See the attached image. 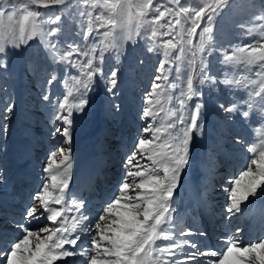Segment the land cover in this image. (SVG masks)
<instances>
[{
	"label": "snow or ice",
	"instance_id": "snow-or-ice-1",
	"mask_svg": "<svg viewBox=\"0 0 264 264\" xmlns=\"http://www.w3.org/2000/svg\"><path fill=\"white\" fill-rule=\"evenodd\" d=\"M233 7L232 0H0V92L7 94L0 135L19 107L8 94L12 77L45 115L51 136L63 138L48 154L38 191L12 222L21 236L0 248V264H264V238L242 246L240 228L220 237L221 247L204 246L199 238L207 232L182 225L176 199L211 101L232 144L248 154L245 169L223 189L225 217L264 220V5L252 16L258 25L237 26L260 38L229 49L213 30ZM138 42L160 57L143 97L144 126L117 194L93 217L91 198L73 184V135L100 87L119 112V58L125 44ZM107 53L117 62L105 72ZM12 57L23 58L18 68ZM5 180L0 172V184Z\"/></svg>",
	"mask_w": 264,
	"mask_h": 264
},
{
	"label": "rangeland",
	"instance_id": "rangeland-1",
	"mask_svg": "<svg viewBox=\"0 0 264 264\" xmlns=\"http://www.w3.org/2000/svg\"><path fill=\"white\" fill-rule=\"evenodd\" d=\"M183 2L184 0H182V3ZM189 2L195 5L199 2V0H189ZM232 3L234 7L232 8L231 11L225 10V13H222L220 17L216 18V23L214 25V30H213V39L219 40L221 44L225 45L229 49L237 45L243 46V45L249 44L253 40L260 38L259 31L253 30V34L251 36L243 35L242 30L239 29L237 26L239 24H246L249 28H252L253 25H258L259 21L252 20V16L257 14V9L260 8L262 5H264V0H232ZM249 5H255L256 7L255 8L249 7ZM41 11H44V10L41 9ZM52 14H57V13L53 12ZM90 40H91V37L89 38V41ZM123 51H124V55L119 58L120 66L122 68V76L120 77L121 82L118 84V87L120 88V93L116 99V103L120 105L119 112L116 113L111 108L110 103L108 102L107 96L103 91V87H100L98 92L92 94V102H91L90 110L88 111L87 116L81 120L79 129L76 132H74L73 144H72L73 154H74L72 176L73 178H76L75 174H77L78 179L75 182L81 183V185L83 184L82 186L80 185L81 188L80 186L79 188H77V191H80L81 193L84 190L92 191L94 187L93 183L86 182V184H84L85 179L90 178L91 176L89 175L83 178L82 176L78 175V167L80 165V169H81V164L85 161L84 160L85 152H88L87 150L92 149L91 146H96L97 137L101 135L102 130L105 129L106 126L108 127V125H110L111 127V128L108 127V130L111 132V133L109 132L110 135L113 133V131H116L119 134H122V131H124L125 133L124 139H121L117 135L115 138H113L114 140L109 139L110 142L113 141L112 143H110L111 145H108L104 149L99 150L100 151L99 160H102L104 155H106L105 154L106 152H111L112 154L111 157H116L117 160H115V162L116 163L118 162L117 164L118 168H115V166L111 168L108 166V162L111 160V158H106V160H104V163H103L105 168L103 169L109 172L110 175L108 179L106 180H102L101 177L98 176L95 181L97 186L100 187L99 191H103L105 193L111 194V199L117 194V190L124 178L125 158L127 155H129L133 151L134 146L137 141V137L141 135L140 129L144 126V124L139 119V116H140V112L143 106V97H144L145 92L148 91L150 88V85L152 83V77L156 74V68L158 66V61L160 59L159 56L153 53L147 52L146 46L141 42H138L135 46L131 45L130 43L125 44ZM11 59L16 62L17 68L23 62V58H20V57H12ZM140 60H143L144 63L140 64L139 63ZM116 62H117V57L112 55L111 53H107L105 56V63H104L105 72H108L110 68ZM70 71L74 72L75 70H70ZM253 71H255V69H253ZM251 78L255 79L254 76ZM0 83H3V81H0ZM8 85H9L8 94H15L18 100V103H19V107L15 113L16 117H18L21 112L22 117H23L21 122L23 121V123L20 126H18L16 124V121H13V118H12V120L10 121L9 130L7 134L0 135V145H1L0 154H2V156H0V172H2L6 177L5 182L3 184H0V193L2 194L4 192V194L5 193L7 194L8 189L12 187L13 181L15 179L16 181L14 185L18 187V184L20 183L21 185L20 188H22V190L26 192L21 193V195H17V196L14 195L13 197H10V198H14V197L19 198V196L21 197L22 195H25V197L27 198L30 195H33L36 191H38L39 189L38 186H40V184L42 183V175H43L42 168L46 162L48 154L51 150H54L55 148H57L63 143V138L60 137L59 135H57L55 138L51 136L50 133L52 129L48 126L45 115L41 113V110H39L36 107L35 103L32 101V99L29 96L23 94L24 90H23L22 84L18 80L14 82V79L12 77H8ZM57 91H62L61 87L58 86ZM216 98H217L216 95L213 94L212 101H215ZM220 98L224 99L225 97L221 96ZM6 99H7V94L0 92V113H2V110L4 107V101ZM204 99L205 101H208L209 98L207 94L204 97ZM193 103H195V101H193ZM210 104H211V108H210ZM205 109L209 110L208 115L205 117V124H212L210 125V128L208 127V125L207 127H205V131L208 133L207 135V133L205 132L206 135L209 136V138L216 139V137L212 135L210 131V129L212 128L211 129L212 132L215 131L219 135L225 136L224 138L227 139V143L225 139H223V141L220 143L228 144L230 148H233L234 150L238 149L236 150L237 153H239L238 151H240L244 154V156L240 154L236 155L237 158H234V160L240 159V158L241 160L242 159L245 160L248 154L232 144L231 136L233 135V133L228 132L223 128L221 122L219 121L218 116L216 115L214 104H212L211 101L206 103ZM163 115L164 114L161 113V117H163ZM107 119L108 121L106 122ZM102 123H104L105 126L102 125ZM46 126H48L49 128H46ZM100 127H103V128L101 129ZM32 129H34L35 131L33 132ZM104 134L105 133H103L102 135L104 136ZM14 140H16L15 143H13ZM194 144H195V148H194L195 158L199 157L201 153H204V152L209 153V155L206 154L205 159L198 158L197 160H195V164L197 163L198 167H200V170H201L202 166L204 168V164L206 163V166L208 168L206 167L207 169L206 172L205 171L202 172L201 170V174L202 175L205 174L206 178L208 177V175H211L208 178L209 180H206V181L210 185L209 188L212 189L214 186L213 177H215L213 172L214 170H216V165L221 163L223 166L219 169L220 172H217V171L215 172L217 176H221L222 174H225L226 169L230 171L232 170V168L228 166L227 162H230V163H234V162H231L230 159L228 160L227 158H225L223 156L224 153L220 154V151H218L219 153H217V152H214L213 149H210V150L202 149V146L199 140L194 141ZM122 146H125L124 148L125 156L123 159H121L122 154H123L121 153L123 152V150L121 149ZM78 147L80 150L78 149ZM227 150L232 151L231 149H226L225 151L228 152ZM213 153L215 154V156ZM96 154L97 152L94 153L95 159H96ZM80 156H81V160L78 164V161H79L78 159ZM94 157L92 156V153L88 154V162L89 164H92L93 166L95 164ZM14 159L15 160L17 159L18 163H21L24 160H27L28 164H31L32 166V169H30L31 174L25 175L26 170L24 169L28 166L26 162L22 163L21 165L16 166L15 164H13ZM203 160H204V163H203ZM243 160L241 161V163H239L236 160V163L239 166L238 167L239 173H241L245 169L246 165L248 164V160L245 161L247 162L246 165ZM86 161H87V157H86ZM209 162H210V165H209ZM236 163H234V168H235ZM238 163L243 164L241 168ZM12 165L15 168H12ZM23 165H25L24 166L25 168L22 169L23 170L21 171L22 174H20L18 170H20L19 168H21ZM193 167L196 169L197 165L195 166L193 165ZM193 167L192 169L188 170V173L191 174L192 178H194V175L199 174V171L197 169L194 170ZM99 168H100V165L97 166V169ZM14 169L17 170L18 176H16L17 174ZM93 170H95V168ZM33 172L35 176L32 174ZM14 176H16L17 179ZM188 176H189L188 174L186 176L182 175L181 179L183 180V183H187V180L185 181V177L186 179H188ZM34 177H36L37 180H35ZM190 178L188 179V182L191 183L192 178L191 179ZM227 181L228 179L226 177L222 178V183L226 184ZM37 183H38V186H37ZM28 186H31V188H34V187H38V188L33 189L34 192L31 194ZM224 187H228V186L223 185L221 187H218V189L217 187H215L211 193L212 194L215 193V197H220L221 195L219 194L216 195V192L218 190H222ZM182 188H183V184H182ZM186 188H187V185L185 186V188H183L182 191H185ZM20 191L21 190L19 189V191L17 192L20 193ZM8 193H9L8 196H12V194H16V193H13L12 191H9ZM1 194H0L1 196L0 205L1 207H3L2 206L3 202L1 201V198H4L5 200H8V201H12V200L7 199ZM184 194H186V191L184 192ZM178 196H177L178 199L176 197L178 201L185 198V196H183L182 193H180ZM187 196L188 194L186 195V197ZM89 197L91 198V200L94 199L93 196H89ZM218 200H223V199L219 198L214 201H218ZM30 201L31 199L28 198L26 201V204L29 203ZM182 202L183 201L177 202V207L180 208L181 205H185V203H182ZM14 204L20 205V206L22 205L21 203H18V202ZM224 205L225 204H221V201H220L219 207L217 206V208H213L211 206V210L214 212L215 210L220 209V211L223 212V217L220 220H224V222L226 223V227H227L229 226V221L232 219V216L230 218L225 217V213L223 211ZM1 209L0 211H4V212L7 211V210H4V208H1ZM211 210H210V214L212 216ZM92 214L95 215L94 209H93ZM41 221H43V223H40ZM41 221L39 222V224H33L32 227L35 228L38 226H42L46 222L43 219ZM236 221H233L232 219L231 222H236ZM248 224H250V227H251L252 220L250 222H247V225ZM182 225L193 227L194 221L190 219L188 222L182 223ZM9 226L10 228H14L13 224H10ZM218 229H219V233L216 237L217 244H220V237L224 235H232V234H229L230 232L229 228L228 230H225V228H221V227H219ZM249 231L250 230L248 228L247 233ZM1 232H3V230ZM20 236H21V233H20ZM13 240L14 239H12L11 242H13Z\"/></svg>",
	"mask_w": 264,
	"mask_h": 264
},
{
	"label": "bare ground",
	"instance_id": "bare-ground-1",
	"mask_svg": "<svg viewBox=\"0 0 264 264\" xmlns=\"http://www.w3.org/2000/svg\"><path fill=\"white\" fill-rule=\"evenodd\" d=\"M206 132V131H205ZM207 133V132H206ZM206 133H205V136L202 138V139H204V140H207V141H209V140H211V143L214 141V140H216V139H214V138H209V136H207L208 135V133H207V135H206ZM89 140V139H88ZM87 140V141H88ZM20 142V141H19ZM225 142V141H224ZM227 143V142H226ZM93 145H95V144H93ZM79 146V145H78ZM91 146V145H90ZM91 148L92 149H89V150H87L88 152H85V155H84V162L81 164V169H80V165H79V167H78V175L79 176H82L83 178L84 177H87V176H91L89 179H90V181L89 182H91V183H93L94 184V187H93V190L92 191H89V190H84L82 193H88V194H94L96 191H97V187L95 186L96 185V183H95V181L93 180L92 181V174H93V172L95 171V170H93L94 168H95V164H94V166L92 165V164H89V162H88V154H90V153H92V156L94 157V153L95 152H97V149H95V146H91ZM78 149H79V147H78ZM203 149H205V148H203ZM212 149V148H211ZM80 150V149H79ZM207 150V149H206ZM210 150V149H209ZM81 153V152H80ZM221 153H223L222 151H220V154ZM223 155V154H222ZM225 158H227L228 160L230 159L229 157H227L225 154L223 155ZM233 156V159H230V161L231 162H234L235 161V163H236V160L239 162V163H241V161L239 160V159H236V160H234V158H237L236 157V155H234V154H231V157ZM86 157H87V161H86ZM98 156H97V154H96V159H95V157H94V159H95V162L97 161V158ZM242 157V156H241ZM234 160V161H233ZM199 162V161H198ZM228 163V166L229 167H231L232 169L234 168V163H230V162H227ZM238 163V164H239ZM197 164V163H196ZM240 165V168L242 167V165L243 164H239ZM25 165H23L21 168H19L21 171H23L22 169H24L25 167H24ZM200 166V165H199ZM238 165H237V163L235 164V168L237 169V171L236 172H238L239 173V170H238ZM194 168V167H193ZM208 168V167H207ZM239 168V169H240ZM80 169V170H79ZM89 170V171H88ZM195 170V169H194ZM210 170V169H209ZM198 171H200L201 172V170H200V167H198ZM75 174V173H74ZM187 174L189 175L188 176V179L191 177V174L190 173H188L187 172ZM16 176H18V174L16 175ZM16 176H14L15 178H16ZM23 176V175H22ZM75 176H76V178H73V184L76 186V189L77 188H79V186L81 185V183H78V182H75L77 179H78V176H77V174H75ZM192 178V177H191ZM190 178V179H191ZM17 179V178H16ZM19 179V178H18ZM188 179H186V177H185V181L187 180V183H183V180L181 181L182 182V184H183V188H185V186L187 185V188L186 189H188L187 191H186V194H184V192L185 191H181L180 189H178L177 191H178V193L180 194V193H182L183 194V196H185V198L184 199H189V198H192L193 197V193H192V191H195V190H202V186H200L199 185V183H198V181H197V178H192L190 181H191V183L190 182H188ZM206 180H208V179H206ZM204 181V184H205V182L207 183V185H208V187L210 186L209 185V183L207 182V181ZM231 181V180H230ZM84 183V182H83ZM83 185V184H82ZM81 185V186H82ZM81 186H80V188H81ZM18 187H21V185H20V183L18 184ZM27 188V187H26ZM20 190H21V188H20ZM26 191H23V190H21L20 191V193L19 192H17L16 194H14L15 196H17V195H21V193H25ZM80 192V191H79ZM92 192V193H91ZM1 194V193H0ZM6 194V193H5ZM11 194V193H10ZM188 194V196L186 197V195ZM190 194V195H189ZM2 195V194H1ZM192 195V196H191ZM202 195H204L205 196V191H202ZM191 196V197H190ZM1 197V196H0ZM9 197H13V196H9ZM179 197V196H178ZM177 197V198H178ZM15 198V197H14ZM106 199V198H105ZM1 201L3 202V204H2V208H4V210H8L9 209V203L11 202V201H8V200H5L4 198H1ZM182 203H185L186 204V202L185 201H183ZM261 203H264V202H261ZM94 213H95V215H97L98 214V212H99V207L97 206V205H95L94 204ZM179 208V207H178ZM94 214H93V216H95ZM219 215V213H217V214H215V215H213V218H215V217H217ZM237 220L238 221H236V222H231V224L232 225H239V226H242L243 227V229H242V231L239 233V236L241 237V239H242V246H243V244H247V243H249L250 242V240L252 239V240H256V236L255 235H257V232L258 231H261V235H264V228H263V226H264V220H262L261 219V222H262V224H260L259 225V229L258 230H256L255 228H254V224H253V219H252V225H251V227H250V224H248L247 225V222H250L249 220L248 221H246V215H243V216H241L240 214H238L237 215ZM259 216L258 215H256V214H254V217L253 218H258ZM4 218H6V217H4ZM214 223H215V226L217 225L216 224V222L214 221ZM247 225V226H246ZM248 228H249V232L247 233V231H248ZM3 229L1 228L0 229V235L2 236V237H7V240H9L10 242H11V240L12 239H14V234H13V232L11 231V232H6L5 230L3 231V232H1ZM10 233V234H9ZM13 236V237H12ZM211 239V236L209 235L208 236V240L209 241H212V239ZM14 241V240H13ZM219 247H221V246H218V244L217 243H214V245H213V248H219Z\"/></svg>",
	"mask_w": 264,
	"mask_h": 264
}]
</instances>
